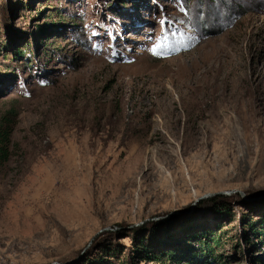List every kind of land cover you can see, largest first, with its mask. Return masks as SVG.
<instances>
[{"label":"rangeland","instance_id":"rangeland-1","mask_svg":"<svg viewBox=\"0 0 264 264\" xmlns=\"http://www.w3.org/2000/svg\"><path fill=\"white\" fill-rule=\"evenodd\" d=\"M11 107L0 264H264V0H0Z\"/></svg>","mask_w":264,"mask_h":264},{"label":"trees","instance_id":"trees-1","mask_svg":"<svg viewBox=\"0 0 264 264\" xmlns=\"http://www.w3.org/2000/svg\"><path fill=\"white\" fill-rule=\"evenodd\" d=\"M18 115L19 112L14 107L9 108L0 115V173L6 167L11 157V140ZM121 263L123 264V261Z\"/></svg>","mask_w":264,"mask_h":264},{"label":"snow or ice","instance_id":"snow-or-ice-1","mask_svg":"<svg viewBox=\"0 0 264 264\" xmlns=\"http://www.w3.org/2000/svg\"><path fill=\"white\" fill-rule=\"evenodd\" d=\"M163 23V22H162ZM163 39H167V37H164ZM159 47V45H157Z\"/></svg>","mask_w":264,"mask_h":264},{"label":"water","instance_id":"water-1","mask_svg":"<svg viewBox=\"0 0 264 264\" xmlns=\"http://www.w3.org/2000/svg\"><path fill=\"white\" fill-rule=\"evenodd\" d=\"M224 194H227V193H224ZM203 198V197H202Z\"/></svg>","mask_w":264,"mask_h":264}]
</instances>
